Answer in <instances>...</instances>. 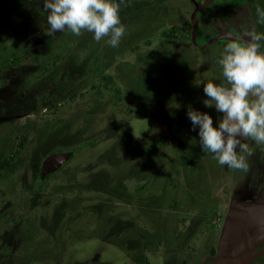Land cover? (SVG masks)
Instances as JSON below:
<instances>
[{
    "label": "rangeland",
    "instance_id": "rangeland-1",
    "mask_svg": "<svg viewBox=\"0 0 264 264\" xmlns=\"http://www.w3.org/2000/svg\"><path fill=\"white\" fill-rule=\"evenodd\" d=\"M140 1L121 6L127 35L128 23L137 27L147 16ZM151 3L143 6L162 9L154 23L133 42L123 36L111 47L108 36L97 42L87 31L46 35L43 0H0V30L29 22L0 38V159L19 151L0 168V215L8 208L15 217L0 221L2 264H201L219 246L230 207L264 191V146L246 139V171L222 166L202 151L199 126L193 130L187 116L191 106L218 125L214 105L203 103L210 78L190 29L169 34L168 11L184 8L189 19L193 0ZM26 49L16 63L2 56L13 62ZM115 51L105 69L101 62ZM173 104L181 108L182 139L161 121L177 116ZM79 148L42 191L33 185L48 153ZM137 187L143 191L134 193ZM138 232L144 234L132 241ZM130 252L142 254L140 262Z\"/></svg>",
    "mask_w": 264,
    "mask_h": 264
},
{
    "label": "clouds",
    "instance_id": "clouds-1",
    "mask_svg": "<svg viewBox=\"0 0 264 264\" xmlns=\"http://www.w3.org/2000/svg\"><path fill=\"white\" fill-rule=\"evenodd\" d=\"M131 0H43L47 14L46 35L70 31L80 36L82 31L94 34L95 41L109 36L111 47H118L125 35L121 22V6ZM31 4V0H29ZM259 22L264 23V10L257 7ZM247 42L232 40L216 63L222 69L223 81L209 80L204 84L208 97L206 107L215 106L222 116L218 127L207 112L188 107L187 116L193 130L199 126V143L204 153H212L222 166L246 171L249 167L246 139L264 146V53L260 52L264 34H248ZM237 148L239 150L237 151ZM251 155V153H248Z\"/></svg>",
    "mask_w": 264,
    "mask_h": 264
},
{
    "label": "flooded vegetation",
    "instance_id": "flooded-vegetation-1",
    "mask_svg": "<svg viewBox=\"0 0 264 264\" xmlns=\"http://www.w3.org/2000/svg\"><path fill=\"white\" fill-rule=\"evenodd\" d=\"M152 1L153 0H148L147 3L153 4L151 3ZM196 1L198 0H193V5H194L193 11L196 9ZM257 7L264 10V0H212L207 6L198 10L196 14V20L198 23L197 42H195L193 39V28H194V23L192 19L193 11L190 15V18L185 19L183 18L185 14L182 11L184 8L183 9L180 8V12L177 15L176 14L171 15V12L167 10L169 14V20L171 18V20L174 21L171 24L172 26L169 30V34L170 36L171 35L174 36L180 31L187 32L190 29L191 40L201 52V58L203 60V65L208 67L207 71H205L207 73L206 76H208L210 80H213L216 83H220L221 81H223L224 78L222 77V69L216 62L220 58H222L223 49L225 45L228 42L232 40H237V39L241 40L242 42H247L249 38L248 34H250L253 31H255L258 34H264V23L259 22V16L256 11ZM150 9L151 11L148 9L147 15H149L148 17L154 23V20H156V18L158 17V14L162 11V9H161V6H158L157 8L155 7L150 8ZM181 19H183V24L179 25L178 21H180ZM173 29L176 30L174 33L172 32ZM260 43H261V48L259 49V51L264 53V41H261ZM169 71H170L169 68L166 69L164 67L165 76L171 79L173 77V74H172V71L171 72ZM0 82H1L0 86H2L4 82H2L1 80ZM174 105L175 104H173V107ZM174 108L178 112L177 116L174 119L164 117V118H161V121L165 119L164 122L168 123L167 125L169 127H174V124H173L174 121L176 122L178 126L183 127L182 123L180 122V119H178V115L180 113L179 111L181 110V108H178L177 106ZM215 111H216L215 121L218 120V125H219V120L222 114L217 112L216 109ZM218 125L215 122V127H218ZM171 131L172 133H174L175 129H172ZM171 131L169 132L171 133ZM184 132L185 131L183 129L181 136L175 137V138L182 139ZM171 137H174V136L171 135ZM25 141H26V136L22 135L18 145L16 146L17 147L16 149L17 150L21 149V145H23ZM18 153L19 151L15 150V152H10L7 156L0 159V162H2L0 164V168L2 170L9 168L10 165H12L14 162H16L19 159V156H17L19 155ZM44 158L42 159L40 174L38 176V179H40L41 182L38 185L33 184L34 186L40 187L38 189L40 191L43 190L44 182L48 178H50L54 173H56L62 168L61 167L56 172L49 173L43 179L41 177V170H42V163H43ZM135 191L140 192V191H143V189L141 187H137L135 188L134 193ZM134 203H135V200H134ZM138 203L139 202L137 201L135 204L138 206L139 205ZM146 216L148 218L147 220L152 219L149 214ZM14 219H15L14 215L12 214V212L9 213L8 208L3 211L2 215H0V221L9 222L10 220H14ZM54 233L55 232L52 231V236L56 237L57 239V236H55ZM148 233L149 231L147 232V234ZM140 234L143 235L144 233L138 232L137 235L133 236L132 241L136 242L138 238L140 237L139 236ZM217 251H218V247L215 248L214 246H212L207 256L215 255ZM130 254L134 257L135 253L130 252ZM136 260L140 262V259H136ZM147 261H148V258H147ZM0 264H2L1 261H0ZM251 264H264V253L260 255L259 257H257Z\"/></svg>",
    "mask_w": 264,
    "mask_h": 264
},
{
    "label": "water",
    "instance_id": "water-1",
    "mask_svg": "<svg viewBox=\"0 0 264 264\" xmlns=\"http://www.w3.org/2000/svg\"><path fill=\"white\" fill-rule=\"evenodd\" d=\"M211 1H196V9L192 15L195 42H197L198 32L196 14ZM238 150L239 148H237ZM74 152V149H65L56 150L46 155L42 163L41 177L44 179L49 173L56 172L63 167L70 161ZM263 253L264 191L250 202L238 201L230 207L217 253L205 257L201 264H251Z\"/></svg>",
    "mask_w": 264,
    "mask_h": 264
},
{
    "label": "trees",
    "instance_id": "trees-1",
    "mask_svg": "<svg viewBox=\"0 0 264 264\" xmlns=\"http://www.w3.org/2000/svg\"><path fill=\"white\" fill-rule=\"evenodd\" d=\"M139 2V1H138ZM141 3L138 5V6H136L137 8H139V9H141V10H145V9H147V14H148V9H150V8H152V7H144L143 6V4H145V3H147L148 2V0H142V1H140ZM159 5V4H158ZM156 6V5H155ZM158 6H156L155 8H157ZM145 13V12H144ZM143 13V14H144ZM146 14V13H145ZM149 15H144V16H142L141 18H139L140 20H139V24H138V26L136 27V23H134V19L131 21V23H132V25H131V23H128V24H130V26H132V33L131 32H129L128 33V35L127 34H125L124 35V38H126V41L128 40V39H130L128 42H133L134 41V39H135V37H137V36H139V34H140V32H142V31H145L147 28H148V26H149V24L151 23V20H150V18L148 17ZM122 21V20H121ZM28 26H29V22L28 21H25V22H23L22 24H19V25H15V24H10V25H8V26H6V28H3L2 30H0V38H6L9 34H11V33H14V32H16V31H21V30H27V28H28ZM135 27H136V30H135ZM127 30V29H126ZM176 30H172V32L174 33ZM126 32V31H125ZM81 35H82V33H81ZM110 39V37L108 36V40ZM136 40H137V38H136ZM108 46V45H107ZM123 48V47H122ZM122 48H120V49H122ZM29 50L28 49H26V50H24L23 52H17L13 57L15 58V61H13L12 62V60H11V56H7V55H2V56H4V60H5V62H8L9 64L11 63H16V62H18L19 60H22V59H24L25 57H26V55L29 53L28 52ZM115 53H116V51L114 52V53H112L111 55H108L107 54V59H106V61H104V62H101L102 63V65L103 66H105V69H107V68H109L111 65H112V60L115 58L114 56H115ZM101 52H99V55H97L96 56V61H99L100 60V56H101ZM0 59H1V56H0ZM4 60H3V62H4ZM160 106H161V108H162V105L161 104H159L158 105V107L160 108ZM169 127V126H168ZM169 129H178V132L179 133H172V131H171V133L169 132V134L170 135H172V136H174V137H179V136H181V133H182V131H183V127H180V126H178V128H173V127H169ZM163 135H165V134H163ZM94 144V141H92L91 143H90V146H92ZM80 150H82V149H78V150H76V152L72 155V157H71V160L76 156V154H77V152L79 153L80 152ZM70 160V161H71ZM69 161V162H70ZM69 162H67L66 164H68ZM2 162H0V164H1ZM65 164V165H66ZM57 173V172H56ZM56 173H54L53 175H55ZM52 175V176H53ZM51 176V177H52ZM95 182H94V185H97V184H99V183H102L103 182V180H98V179H95L94 180ZM103 184V183H102ZM66 187H69V186H66ZM108 189V188H107ZM98 205H102L101 203L100 204H98ZM145 244H146V242H145ZM142 255V254H141ZM141 255H139V254H137V253H135L134 254V257L136 258L137 257V259H140V256ZM141 260V259H140Z\"/></svg>",
    "mask_w": 264,
    "mask_h": 264
}]
</instances>
